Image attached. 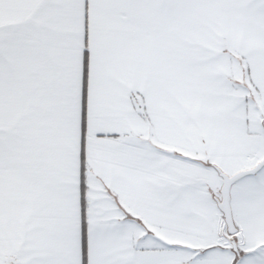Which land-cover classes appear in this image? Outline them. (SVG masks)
<instances>
[{
  "label": "snow or ice",
  "instance_id": "obj_1",
  "mask_svg": "<svg viewBox=\"0 0 264 264\" xmlns=\"http://www.w3.org/2000/svg\"><path fill=\"white\" fill-rule=\"evenodd\" d=\"M0 264H264V0H0Z\"/></svg>",
  "mask_w": 264,
  "mask_h": 264
}]
</instances>
